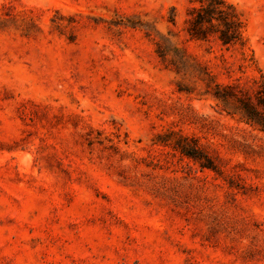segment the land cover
Listing matches in <instances>:
<instances>
[{"label":"rangeland","instance_id":"rangeland-1","mask_svg":"<svg viewBox=\"0 0 264 264\" xmlns=\"http://www.w3.org/2000/svg\"><path fill=\"white\" fill-rule=\"evenodd\" d=\"M241 40L191 0H0V264H264V0Z\"/></svg>","mask_w":264,"mask_h":264},{"label":"trees","instance_id":"trees-1","mask_svg":"<svg viewBox=\"0 0 264 264\" xmlns=\"http://www.w3.org/2000/svg\"><path fill=\"white\" fill-rule=\"evenodd\" d=\"M198 3L199 7H193L190 13V33L198 39L206 38L208 30L204 27L215 29L219 40L224 46H232L241 40V23L233 13L231 6L224 0H191ZM264 105V98H261ZM248 123H255L264 132V116L253 107L246 104Z\"/></svg>","mask_w":264,"mask_h":264}]
</instances>
